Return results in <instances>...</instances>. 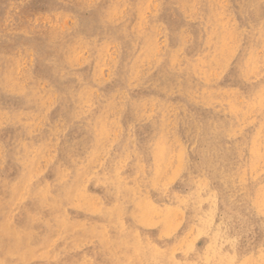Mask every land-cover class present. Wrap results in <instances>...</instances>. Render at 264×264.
Segmentation results:
<instances>
[{"label": "rangeland", "instance_id": "1", "mask_svg": "<svg viewBox=\"0 0 264 264\" xmlns=\"http://www.w3.org/2000/svg\"><path fill=\"white\" fill-rule=\"evenodd\" d=\"M9 1L0 264H264V0Z\"/></svg>", "mask_w": 264, "mask_h": 264}, {"label": "bare ground", "instance_id": "2", "mask_svg": "<svg viewBox=\"0 0 264 264\" xmlns=\"http://www.w3.org/2000/svg\"><path fill=\"white\" fill-rule=\"evenodd\" d=\"M9 1V0H8ZM51 2H52V0H50ZM57 1V0H56ZM77 1V0H76ZM81 1V0H80ZM80 1H78V2H80ZM85 1V0H84ZM87 1V0H86ZM139 1V0H138ZM182 1V0H181ZM188 1V0H187ZM196 1V0H195ZM209 1V0H208ZM215 1V0H214ZM218 1V0H217ZM227 1V0H226ZM230 1V0H229ZM10 2V1H9ZM34 2V1H33ZM63 2V1H62ZM62 2L60 1H58V3H61L62 4ZM82 2V1H81ZM81 2H80V4H81ZM116 2V1H115ZM119 2V1H118ZM145 2V1H144ZM152 2V1H151ZM156 2V1H155ZM178 2V1H177ZM193 2V1H192ZM191 2V3H192ZM212 2V1H211ZM245 2V1H244ZM264 2V1H263ZM20 3V2H19ZM65 3H67V2H65ZM85 3V2H84ZM111 3V2H110ZM190 3V4H191ZM197 3V2H196ZM200 3V2H199ZM230 3V2H229ZM45 4V3H44ZM51 4V3H50ZM68 4V3H67ZM115 4V3H114ZM113 4V5H114ZM118 4V3H117ZM149 4V3H148ZM187 4H189V3H187ZM215 4H216V2H215ZM221 4V3H220ZM219 4V5H220ZM232 3H230V5H231ZM249 4V3H248ZM251 4V3H250ZM64 5V4H63ZM95 5V4H94ZM107 5H108V3H107ZM106 5V6H107ZM158 5H159V3H158ZM210 5V4H209ZM226 5V4H225ZM53 6V5H52ZM51 6V7H52ZM68 6V5H67ZM77 6H78V3H77ZM89 6V5H88ZM121 6V5H120ZM139 6V5H138ZM152 6V5H151ZM180 6V5H179ZM22 7V6H21ZM69 7V6H68ZM146 7H147V5H146ZM199 7V6H198ZM217 7H218V4H217ZM222 7V6H221ZM228 7H229V5H228ZM246 7V6H245ZM11 8H13V7H11ZM60 8V7H59ZM58 8V9H59ZM64 8V7H63ZM74 8V7H73ZM76 8V7H75ZM80 8V7H79ZM93 8V7H92ZM127 8V7H126ZM144 8V7H143ZM164 8V7H163ZM162 8V9H163ZM60 9H62V7L60 8ZM71 9V8H70ZM86 9V8H85ZM145 9V8H144ZM157 9V8H156ZM236 9H237V7H236ZM248 9V8H247ZM100 10H101V8H100ZM118 10V9H117ZM164 10V9H163ZM199 10V9H198ZM241 10V9H240ZM16 11H17V9H16ZM59 11V10H58ZM63 11V10H62ZM70 11V10H69ZM75 11V10H74ZM82 11H83V9H82ZM92 11V10H91ZM127 11V10H126ZM146 11V10H145ZM40 12V11H39ZM72 12V11H71ZM86 12H87V10H86ZM117 12V11H116ZM199 12V11H198ZM201 12V11H200ZM46 13V12H45ZM52 13V12H51ZM83 13V12H82ZM81 13V14H82ZM153 13V12H152ZM168 13V12H167ZM195 13V12H194ZM223 13H225V12H223ZM228 13V12H227ZM65 14V13H64ZM69 14V13H68ZM77 14V13H76ZM75 14V15H76ZM120 14V13H119ZM118 14V15H119ZM158 14V13H157ZM229 14H230V12H229ZM228 14V15H229ZM233 14V13H232ZM235 14V13H234ZM78 15V14H77ZM80 15V14H79ZM84 15V14H83ZM89 15V14H88ZM159 15V14H158ZM191 15V14H190ZM199 15V14H198ZM58 16V15H57ZM67 16V15H66ZM97 16V15H96ZM153 16V15H152ZM41 17V16H40ZM65 17V16H64ZM69 17V16H68ZM79 17V16H78ZM83 17V16H82ZM86 17V16H85ZM93 17V16H92ZM95 17V16H94ZM93 17V18H94ZM159 17H160V15H159ZM163 17H164V15H163ZM193 17V16H192ZM225 17H226V15H225ZM228 17V16H227ZM232 17V16H231ZM235 17V16H234ZM0 18H2V16L0 17ZM37 18V17H36ZM73 18V17H72ZM115 18V17H114ZM146 18V17H145ZM149 18V17H148ZM196 18V17H195ZM45 19H46V17H45ZM79 19V18H78ZM99 19V18H98ZM103 19V18H102ZM197 19V18H196ZM33 20V19H32ZM80 20H81V18H80ZM90 20V19H89ZM97 20V19H96ZM100 20V19H99ZM148 20V19H147ZM166 20V19H165ZM177 20V19H176ZM192 20V19H191ZM224 20V19H223ZM235 20V19H234ZM38 21V20H37ZM43 21V20H42ZM74 21V20H73ZM84 21V20H83ZM86 21V20H85ZM114 21V20H113ZM112 21V22H113ZM116 21V20H115ZM149 21V20H148ZM226 21V20H225ZM239 21V20H238ZM5 22H6V20H5ZM29 22V21H28ZM28 22H26L27 24H28ZM41 22V21H40ZM87 22V21H86ZM232 22V21H231ZM26 23H24V24H26ZM31 23V22H30ZM61 23V22H60ZM63 23V22H62ZM83 23V22H82ZM85 23V22H84ZM91 23V22H90ZM96 23H97V21H96ZM106 23V22H105ZM109 23V22H108ZM111 23V22H110ZM164 23V22H163ZM166 23V22H165ZM10 24V23H9ZM35 24V23H34ZM37 24V23H36ZM44 24V23H43ZM88 24V23H87ZM207 24H209V22H207ZM29 25V24H28ZM46 25V24H45ZM44 25V26H45ZM49 25V24H48ZM82 25V24H81ZM146 25V24H145ZM159 25V24H158ZM228 25H229V22H228ZM235 25H237V24H235ZM234 25V26H235ZM23 26H25V25H23ZM27 26V25H26ZM25 26V27H26ZM40 26V25H39ZM49 26H51V24L49 25ZM61 26V25H60ZM97 26H98V24H97ZM167 26V25H166ZM238 26V25H237ZM22 27V26H21ZM31 27V26H30ZM34 27V26H33ZM43 27V26H42ZM46 28L48 27V26H45ZM64 27H65V24H64ZM73 27V26H72ZM75 27V26H74ZM93 27V26H92ZM104 27V26H103ZM142 27V26H141ZM24 28V27H23ZM41 28V27H40ZM53 28V27H52ZM52 28H50V29H52ZM56 28V27H55ZM58 28V27H57ZM90 28V27H89ZM146 28V27H145ZM157 28H159V27H157ZM248 28V27H247ZM29 28H27V30H28ZM35 29H37L36 28V26H35ZM44 29V28H43ZM54 29V28H53ZM65 30H66V28H64ZM86 29V28H85ZM177 29V28H176ZM233 29V28H232ZM21 30V29H20ZM26 30V29H25ZM32 30V29H31ZM39 30V29H38ZM75 30H76V27H75ZM88 30V29H87ZM90 30V29H89ZM112 30V29H111ZM186 30V29H185ZM50 31V30H49ZM58 31V30H57ZM67 31V30H66ZM190 31V30H189ZM16 32V31H15ZM100 32V31H99ZM103 32V31H102ZM111 32V31H110ZM109 32V33H110ZM145 31H143V33H144ZM184 32V31H183ZM191 32V31H190ZM226 32V31H225ZM7 33V32H6ZM19 33H21L20 31H19ZM25 33V32H24ZM80 33H82V32H80ZM95 33V32H94ZM97 33V32H96ZM133 33V32H132ZM164 33V32H163ZM187 33V32H186ZM55 34V33H54ZM53 34V35H54ZM83 34V33H82ZM88 34V33H87ZM145 34V33H144ZM162 34V33H161ZM21 35V34H20ZM27 35V34H26ZM37 35V34H36ZM91 35V34H90ZM93 35V34H92ZM190 35V34H189ZM242 35V34H241ZM7 36V35H6ZM17 36V35H16ZM29 36H31V35H29ZM57 36V35H56ZM59 36H60V34H59ZM243 36V35H242ZM21 37V36H20ZM23 37V36H22ZM32 37V36H31ZM39 37V36H38ZM48 37V36H47ZM51 37V36H50ZM82 37V36H81ZM104 37V36H103ZM157 37V36H156ZM165 37V36H164ZM190 38H191V36H189ZM235 37V36H234ZM4 38V37H3ZM8 38H9V36H8ZM16 38V37H15ZM17 38H18V36H17ZM52 38L54 39L55 37L54 36H52ZM99 38V37H98ZM119 38V37H118ZM169 38V37H168ZM189 38V39H190ZM14 39V38H13ZM51 39V38H50ZM56 39V38H55ZM77 39H78V36H77ZM129 39V38H128ZM236 39H237V37H236ZM244 39V38H243ZM21 40H22V38H21ZM29 40V39H28ZM33 40V39H32ZM37 40V39H36ZM7 41V40H6ZM44 41V40H43ZM113 41V40H112ZM2 42V41H1ZM8 42V41H7ZM12 42H14V41H12ZM33 42V41H32ZM36 42V41H35ZM38 42V41H37ZM40 42V41H39ZM49 42V41H48ZM87 42V41H86ZM85 42V43H86ZM97 42H98V40H97ZM115 42V41H114ZM121 42V41H120ZM148 42V41H147ZM195 42V41H194ZM232 42V41H231ZM234 42V41H233ZM238 42V41H237ZM76 43V42H75ZM79 43V42H78ZM82 43V42H81ZM81 43H79V44H81ZM92 43V42H91ZM143 43V42H142ZM1 44V43H0ZM117 44V43H116ZM10 45V44H9ZM22 45H23V43H22ZM36 45H38V44H36ZM47 45H49V44H47ZM55 45V44H54ZM121 45V44H120ZM164 44H162V46H163ZM170 45H172V44H170ZM182 45V44H181ZM31 46V45H30ZM59 46H60V44H59ZM67 46V45H66ZM70 46V45H69ZM73 46V45H72ZM80 46H82V44L80 45ZM106 46V45H105ZM116 46V45H115ZM183 46V45H182ZM16 47H18V46H16ZM38 47V46H37ZM39 47H41L40 45H39ZM76 47V46H75ZM83 47V46H82ZM101 47V46H100ZM25 48V47H24ZM44 48V47H43ZM51 48V47H50ZM49 48V49H50ZM74 48V47H73ZM84 48V47H83ZM88 48V47H87ZM91 48V47H90ZM116 48V47H115ZM119 48V47H118ZM231 48V47H230ZM229 48V49H230ZM37 49V48H36ZM42 49V48H41ZM53 49V48H52ZM99 49H101V48H99ZM3 50H5V49H3ZM30 50H32V49H30ZM35 50V49H34ZM43 50H45V49H43ZM102 50H104V49H102ZM116 50V49H115ZM2 51V50H1ZM50 51V50H49ZM53 51V50H52ZM55 51H56V49H55ZM101 51V50H100ZM14 52V51H13ZM18 52H20L19 50H18ZM29 52H31V51H29ZM38 52V51H37ZM91 52V51H90ZM90 52H89V54H90ZM95 52V51H94ZM117 52V51H116ZM160 52V51H159ZM80 53V52H79ZM88 53V52H87ZM103 53V52H102ZM105 53V52H104ZM113 53H114V51H113ZM188 53V52H187ZM192 53V52H191ZM20 54V53H19ZM43 54H44V52H43ZM68 54V53H67ZM86 54V53H85ZM160 54V53H159ZM180 54V53H179ZM0 55H2V54H0ZM3 55H4V53H3ZM42 55V54H41ZM47 55V54H46ZM51 55V54H50ZM53 55V54H52ZM108 55V54H107ZM141 56H142V54H140ZM162 55V54H161ZM238 55V54H237ZM21 56V55H20ZM23 56V55H22ZM116 57H117V55H115ZM260 56V55H259ZM13 57V56H12ZM43 57V56H42ZM41 57V58H42ZM48 57H49V55H48ZM111 57H112V55H111ZM157 57V56H156ZM45 58H47V57H45ZM54 58V57H53ZM58 58V57H57ZM81 58H82V56H81ZM88 58V57H87ZM5 59V58H4ZM35 59V58H34ZM36 59H38L37 58V56H36ZM83 59V58H82ZM108 59V58H107ZM1 60V59H0ZM112 60V59H111ZM115 60V59H114ZM179 60V59H178ZM183 60V59H182ZM208 60V59H207ZM19 61H20V59H19ZM39 61V60H38ZM43 61V60H42ZM41 61V62H42ZM47 61V60H46ZM57 61H58V59H57ZM77 61H79V60H77ZM84 61V60H83ZM82 61V62H83ZM93 61V60H92ZM105 61H106V59H105ZM21 62V61H20ZM25 62V61H24ZM48 62V61H47ZM50 62V61H49ZM53 62V61H52ZM51 62V63H52ZM76 62V61H75ZM81 62V63H82ZM150 62V61H149ZM178 62V61H177ZM5 63V62H4ZM30 63V62H29ZM33 63V62H32ZM38 63V62H37ZM59 63V62H58ZM63 63V62H62ZM112 63V62H111ZM7 64V63H6ZM28 64V63H27ZM31 64V63H30ZM34 64V63H33ZM74 64V63H73ZM93 64V63H92ZM181 64V63H180ZM22 65V64H21ZM53 65V64H52ZM63 65H64V63H63ZM109 65V64H108ZM231 65V64H230ZM6 66V65H5ZM50 66V65H49ZM59 66H61V65H59ZM73 66V65H72ZM76 66V65H75ZM112 66V65H111ZM140 66V65H139ZM176 66V65H175ZM27 67H28V65H27ZM67 67V66H66ZM74 67V66H73ZM110 67V66H109ZM108 67V68H109ZM145 67V66H144ZM51 68V67H50ZM82 68H83V66H82ZM232 68V67H231ZM39 69V68H38ZM41 69V68H40ZM39 69V70H40ZM55 69V68H54ZM61 69V68H60ZM106 69V68H105ZM26 70H28V69H26ZM49 70V69H48ZM72 70V69H71ZM74 70V69H73ZM229 70V69H228ZM57 71V70H56ZM65 71H67V70H65ZM257 71V70H256ZM27 72V71H26ZM52 72V71H51ZM64 72V71H63ZM81 72V71H80ZM112 72V71H111ZM146 72V71H145ZM216 72V71H215ZM220 72V71H219ZM223 72V71H222ZM75 73V72H74ZM260 73V72H259ZM24 74V73H23ZM28 74V73H27ZM50 74V73H49ZM58 74V73H57ZM63 74V73H62ZM80 74V73H79ZM104 74V73H103ZM212 74V73H211ZM44 75H45V73H44ZM81 75V74H80ZM217 75V74H216ZM219 75V74H218ZM217 75V76H218ZM20 76H21V74H20ZM66 76V75H65ZM69 76V75H68ZM181 76V75H180ZM216 76V77H217ZM23 77V76H22ZM21 77V78H22ZM47 77V76H46ZM50 77H52V76H50ZM57 77V76H56ZM79 77V76H78ZM139 77H141V76H139ZM138 77V78H139ZM213 77V76H212ZM72 78V77H71ZM83 79H84V76L82 77ZM100 78V77H99ZM98 78V79H99ZM215 78V77H214ZM225 78V77H224ZM19 79V78H18ZM97 79V80H98ZM108 79V78H107ZM22 80H23V78H22ZM40 80V79H39ZM50 80H52V79H50ZM49 80V81H50ZM69 80V79H68ZM104 80V79H103ZM40 81H42V80H40ZM44 81V80H43ZM138 81V80H137ZM30 82V81H29ZM33 82H35V81H33ZM132 82V81H131ZM130 82V83H131ZM134 82V81H133ZM224 82V81H223ZM27 83V82H26ZM43 83V82H42ZM51 83V82H50ZM59 83H60V81H59ZM58 83V84H59ZM219 83V82H218ZM11 84V83H10ZM46 84V83H45ZM53 84V83H52ZM36 85V84H35ZM50 85V84H49ZM60 85V84H59ZM58 85V86H59ZM33 86V85H32ZM224 86V85H223ZM61 87V86H60ZM175 88V87H174ZM15 89V88H14ZM61 89V88H60ZM63 89V88H62ZM89 89V88H88ZM96 89V88H95ZM50 90V89H49ZM95 91V90H94ZM97 91V90H96ZM98 92V91H97ZM43 93V92H42ZM60 93V92H59ZM59 93H57V94H59ZM99 93V92H98ZM97 93V94H98ZM83 94V93H82ZM85 94V93H84ZM169 94V93H168ZM126 95V94H125ZM231 95V94H230ZM51 96V95H50ZM92 96V95H91ZM224 96V95H223ZM93 97V96H92ZM218 97V96H217ZM238 97H240L239 95H238ZM52 98V97H51ZM48 99H50V97L48 98ZM239 99V98H238ZM242 99V98H241ZM52 99H50L49 101H51ZM53 100H54V98H53ZM92 100V99H91ZM96 100V99H95ZM48 100H46V102H47ZM56 101V100H55ZM121 101V100H120ZM240 101V100H239ZM242 101V100H241ZM180 102V101H179ZM54 103V102H53ZM181 103V102H180ZM46 104V103H45ZM123 104V103H122ZM6 105V104H5ZM48 105V104H47ZM51 105H52V103H51ZM240 105V104H239ZM46 106V105H45ZM175 107V106H174ZM88 108H90V107H88ZM120 108V107H119ZM153 108V107H152ZM54 109H55V107H54ZM117 109V108H116ZM87 110V109H86ZM127 110V109H126ZM153 110V109H152ZM149 111V110H148ZM173 111V110H172ZM253 112V111H252ZM2 113V112H1ZM116 113V112H115ZM117 114V113H116ZM119 114V113H118ZM54 115V114H53ZM172 116V115H171ZM249 116V115H248ZM55 117V116H54ZM24 118V117H23ZM63 118V117H62ZM61 118V119H62ZM2 119V118H1ZM8 119V118H7ZM39 119H40V116H39ZM45 119V118H44ZM64 119V118H63ZM66 119V118H65ZM109 119V118H108ZM250 119V118H249ZM4 121V120H3ZM27 121V120H26ZM43 121V120H42ZM185 121V120H184ZM25 122V121H24ZM40 122V121H39ZM61 122V121H60ZM75 122V121H74ZM58 124H59V122H58ZM170 124V123H169ZM172 125V124H171ZM178 126H180V125H178ZM39 127V126H38ZM58 127H60L59 125H58ZM114 127V126H113ZM112 127V128H113ZM217 127V126H216ZM64 128V127H63ZM18 129H19V126H18ZM41 129V128H40ZM62 130V129H61ZM179 130V129H178ZM117 131V130H116ZM119 131V130H118ZM56 132V131H55ZM117 133V132H116ZM31 134V133H30ZM132 134V133H131ZM53 136V135H52ZM116 137V136H115ZM130 137V136H129ZM238 137V136H237ZM184 139V138H183ZM62 140V139H61ZM36 141V140H35ZM262 142V141H261ZM108 143V142H107ZM263 143V142H262ZM53 144V143H52ZM59 144V143H58ZM171 144H174V143H171ZM224 144V143H223ZM55 148V147H54ZM262 148V147H261ZM57 149V148H56ZM98 149V148H97ZM175 150V149H174ZM222 151V150H221ZM3 152V151H2ZM47 152V151H46ZM49 152V151H48ZM47 152V153H48ZM53 152V151H52ZM102 152V151H101ZM226 152V151H225ZM26 153V152H25ZM50 153V152H49ZM103 153V152H102ZM1 154V153H0ZM221 154H223V153H221ZM206 155V154H205ZM204 155V156H205ZM100 156V155H99ZM225 156V155H224ZM214 157V156H213ZM2 160V159H1ZM103 160V159H102ZM215 161V160H214ZM173 162V161H172ZM223 163V162H222ZM96 166V165H95ZM97 167V166H96ZM99 167V166H98ZM92 169V168H91ZM98 169V168H97ZM100 170V169H99ZM226 172V171H225ZM89 176H90V174H89ZM108 177H109V175H108ZM86 181V180H85ZM123 181V180H122ZM121 181V182H122ZM176 181V180H175ZM84 183V182H83ZM125 183V182H124ZM206 183V182H205ZM132 184V183H131ZM211 185V184H210ZM82 186V185H81ZM229 186V185H228ZM176 187V186H175ZM115 188V187H114ZM241 187H239V189H240ZM23 190V189H22ZM110 190V189H109ZM168 190V189H167ZM115 191V190H114ZM116 192V191H115ZM114 192V193H115ZM119 192V191H118ZM120 193V192H119ZM47 194V193H46ZM118 194V193H117ZM181 194V193H180ZM223 194V193H222ZM137 198V197H136ZM96 200V199H95ZM126 203H128V202H126ZM148 203V202H147ZM152 204V203H151ZM16 205V204H15ZM219 205V204H218ZM130 206V205H129ZM206 206V205H205ZM45 207H47V206H45ZM49 208V207H48ZM217 209H219V208H217ZM28 210V209H27ZM40 211V210H39ZM2 215V214H1ZM0 215V216H1ZM9 216V215H8ZM44 217V216H43ZM128 218V217H127ZM8 219V218H7ZM124 220V219H123ZM70 222V221H69ZM216 222H218V221H216ZM75 224V223H74ZM55 225V224H54ZM43 227V226H42ZM83 227H85V226H83ZM224 227V226H223ZM74 231V230H73ZM39 233V232H38ZM75 233H77V232H75ZM107 234V233H106ZM42 235V234H41ZM223 235V234H222ZM33 236V235H32ZM110 239V238H109ZM60 242V241H59ZM222 242H223V240H222ZM81 248V247H80ZM124 248V247H123ZM196 250V249H195ZM119 251V250H118ZM192 253V252H191ZM180 254V253H179ZM196 255V254H195ZM176 256V255H175ZM217 258V257H216ZM69 259V258H68ZM224 259V258H223ZM6 263V262H5Z\"/></svg>", "mask_w": 264, "mask_h": 264}]
</instances>
